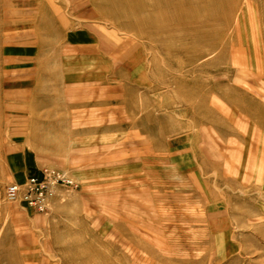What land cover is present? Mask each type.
Returning a JSON list of instances; mask_svg holds the SVG:
<instances>
[{"label":"rangeland","instance_id":"rangeland-1","mask_svg":"<svg viewBox=\"0 0 264 264\" xmlns=\"http://www.w3.org/2000/svg\"><path fill=\"white\" fill-rule=\"evenodd\" d=\"M210 25L163 42L95 0H0V264H264V0L213 50ZM52 170L47 213L6 200Z\"/></svg>","mask_w":264,"mask_h":264},{"label":"bare ground","instance_id":"bare-ground-1","mask_svg":"<svg viewBox=\"0 0 264 264\" xmlns=\"http://www.w3.org/2000/svg\"><path fill=\"white\" fill-rule=\"evenodd\" d=\"M95 1L111 9L113 14L117 15L119 19L124 20L128 26L139 29L147 28L152 33V39L157 41L177 42L180 44L190 41L196 44L201 39H205L203 27L209 22L211 24L210 26H214V28L209 29L212 37L211 39L209 38L212 41L208 43L210 50L216 48L217 43H214V41L220 39L225 27L231 23L233 13L238 6V0ZM215 26H218V28ZM220 45L222 46L223 44ZM185 50L187 49L185 48ZM191 50H187L189 57H201L202 54L195 47ZM250 50L248 46L232 44L229 49L222 50L221 58L229 56V53L232 54L233 52L239 51H247L249 53ZM232 59L233 61L235 60V63L248 65V60ZM211 108L212 106L209 107L208 105L210 115L212 113ZM256 117L257 121L262 119L259 114Z\"/></svg>","mask_w":264,"mask_h":264},{"label":"built area","instance_id":"built-area-1","mask_svg":"<svg viewBox=\"0 0 264 264\" xmlns=\"http://www.w3.org/2000/svg\"><path fill=\"white\" fill-rule=\"evenodd\" d=\"M65 174L52 170L30 174L23 184H11L6 188L5 198L11 202H21L37 213H47L50 199L59 187L71 186Z\"/></svg>","mask_w":264,"mask_h":264},{"label":"crops","instance_id":"crops-1","mask_svg":"<svg viewBox=\"0 0 264 264\" xmlns=\"http://www.w3.org/2000/svg\"><path fill=\"white\" fill-rule=\"evenodd\" d=\"M30 221H33V222H36V219L35 218H32V219H29ZM9 252V254H13V255H17L18 254H21V251H20V248H17V247H10V250H7ZM27 255L29 256L30 260H20L19 258L18 259H11L9 260L8 262H6V264H24V262L26 261V264H38L40 262V260L37 258H35L37 256L38 253H40L38 250L36 251L35 249H32V248H29V249H25L24 250ZM44 254L46 255L47 253L44 252ZM1 256H3V252L0 253ZM39 255V254H38ZM47 255H50L47 254Z\"/></svg>","mask_w":264,"mask_h":264}]
</instances>
